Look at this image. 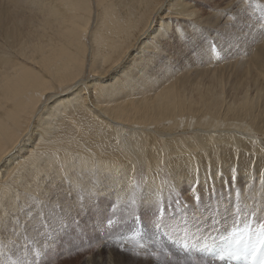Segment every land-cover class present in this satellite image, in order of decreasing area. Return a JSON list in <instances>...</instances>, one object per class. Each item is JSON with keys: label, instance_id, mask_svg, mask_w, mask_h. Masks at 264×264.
I'll use <instances>...</instances> for the list:
<instances>
[{"label": "rangeland", "instance_id": "rangeland-1", "mask_svg": "<svg viewBox=\"0 0 264 264\" xmlns=\"http://www.w3.org/2000/svg\"><path fill=\"white\" fill-rule=\"evenodd\" d=\"M34 1L35 0H0L1 57H5V50L9 49V47L13 48L17 46L18 48V45L20 43H18V40L21 38L20 41H22L26 37V35H29V31H33L29 30L33 27V25L28 24V26H26V23L28 21L33 22L34 25L38 27L43 22V4H46L49 0H43V2L41 0V4L37 3L40 7L42 6L41 9L37 6V4H35ZM117 1L119 2V0H91L92 13L94 14H92V16L94 20L93 24H90L91 32L87 35L86 39V46L89 50H94L93 46H91V44H94L92 40L94 33H104V35H106L107 37L109 35V38L112 37L111 35L114 36L112 38L118 36L115 34H111L109 32V28H106V20H104L103 22V17L105 19L104 10H106L104 8H111L113 6V8L118 10L119 13L124 14V11H121L124 10L123 4L121 2L117 4ZM167 1L166 5L161 9V12L156 18L157 20L155 19L156 22L154 21L153 23L154 31L149 33V35L146 36L142 42H149V38L157 32L161 25V22L166 23L169 21L171 22V28L166 31V33L170 37H172L174 42H172L170 46L156 44L155 47L162 50L163 53L161 54V51H159V55L153 59V64L151 67L148 66V70H140L143 65L142 64L141 66H139L138 70H134L132 76L137 77L140 74L138 77L144 75L145 77H149L150 80L154 78L155 80H152V82L154 81L153 85H163V78H167L170 81V85H175L178 82L176 84L178 85V87H180L179 85H184L187 86L188 89H191L189 87L195 85L196 82L197 84L201 85L202 80H205V82L202 83V86L204 87H207V84L208 86L210 85V87H213L211 85L216 84L217 86H214V88H217L218 91L220 89L221 91L217 92L225 96V98L223 96L222 100L218 102L221 106L224 104L221 109L223 112L220 110V113L219 111L216 112L214 110L210 115L212 118L209 125L199 124V122L201 121L200 119H203V117L206 116V112L199 113L197 111V114L193 113L194 122L189 129L185 128V131L183 132H185L186 134L182 132H177L176 134H174L176 130L178 131L176 127L175 129H171L172 131L167 130V128L166 130H164V127H168L165 124H162L161 126L159 125V127L158 125H156V127L155 125L152 126L151 130L158 132L156 136L159 146L157 148L159 150L161 149L160 153L162 154L160 155L159 160L157 159V162H159L157 167L152 165L151 170H149L146 160L140 159L139 153L137 154L136 152H132L135 150L130 147V149L128 148L130 153H128L132 155L129 157V159L127 157V153L125 155V159L124 156L121 155V153L119 155V152L116 149L117 146H119L118 144L124 143V146H128V142L123 141L124 139L126 140V138L129 137V135H126V130L122 132V139L124 137L123 140L119 142L112 138L108 142V140H106L108 138L107 131H105V129H101L99 127V123H94L93 125V122L91 124H87L86 122H84V124L81 123L82 125L77 124L79 126L73 124V126H71L70 124H67L73 127L71 128V132L70 129L67 131L68 133L66 132V130L65 132L64 130L59 131L62 132V137L66 140L65 144L67 145H65L64 143L59 145H65L66 148L68 147L70 153L75 152L73 153L74 158L72 154L64 153V155L66 154L65 156H68V159H70H66L67 157H65L64 159V155H62L63 159H61L59 163L63 160L64 161L60 164L56 162V165H54L52 171H48L56 172V175L58 177H52L50 180H47V172L45 171L38 174V177L40 176L41 178L37 177L35 179V177H32V181L28 182V188L23 190L24 196H22L21 199L20 197L19 199H16L15 203H17V206L15 204L14 205L17 208L15 209L14 206L15 212L12 211L10 213L11 215L9 214L6 219H4L3 221L0 220V222H3V224L5 225V227L0 230V248L2 247L0 249V264H11V261H19L22 262V264H218L217 262L215 263L214 261L210 260L218 257L211 256L209 250L212 246L222 244L224 241H228L229 239H231L233 233H238L236 231L231 234H224L219 239H217L218 236L229 229V226H237L238 222H231V224L228 225V221L230 220V218H233L232 220H234L246 216L248 219H258L257 212L259 213V211H257L256 205H253L255 204V202L258 204L260 203L258 207H261V209L264 208V99L262 96L253 97L254 94L250 93V95H252L251 97L253 98L252 102H250L251 105L249 108V113H245V110H243L239 112V114H228V110L231 103L235 105H232L233 108L242 109V106H239L240 103H237V101H240V98L242 97L244 91H246L245 89L252 88L251 92L253 93L255 92L257 86H261L260 82H263L264 80L262 78V73L264 72V19H262V17H264V0H248L247 2H245L246 0H216L217 3L215 0ZM54 2L56 3L55 0H50L49 4L51 6L55 5ZM16 3L18 6L16 5ZM176 4H182L183 6H185L184 10L187 12H194L195 16H193V19L196 23H199L198 21L200 20L202 25L201 28H199L198 26V30H194L192 33H190V27L187 28L188 25L184 23L185 20L177 18L179 16L175 14L177 11L173 7ZM244 4L248 5L243 6ZM34 5L37 7L34 8ZM228 5L232 6L230 7ZM257 5H259L260 7H257ZM41 10H43V13L40 12ZM102 12L104 13L103 15ZM24 13L26 15H24ZM167 15L169 18L165 20H163V18H159L166 17ZM6 16L9 18H6ZM217 16H219V22H216L219 24H217L213 20L217 19ZM225 16L229 19H232L229 20ZM3 19H5V21ZM16 21H20L19 24ZM101 22H103L104 25L103 23L101 24ZM213 22H215L216 24H214ZM177 24L181 26L184 31L186 30L185 35L187 34L190 36L189 37L186 35L185 43H189V46L192 45L191 47H186L185 45L183 46L184 42H178L179 40L175 32ZM29 25L31 26L29 27ZM203 25H205V27ZM201 30L204 31L202 32ZM15 31L16 33L14 34ZM104 31H108V33L110 34H106ZM7 33H10L11 35ZM19 34H23V36L20 35L19 37ZM140 47L141 46H139V48ZM208 51H212L211 53H214V55L205 57V53ZM150 55L152 56V53ZM6 57L9 56L6 55ZM249 58L250 60L248 61L247 59ZM237 60L239 61L237 62ZM243 60L245 61L246 65L241 66L240 62L242 61V63H244ZM220 61L222 62V64ZM86 62L87 68L84 77L88 78L89 81H93L94 79H96L93 78V61L89 57L87 58ZM94 62H96L95 65L96 67H98L99 64L95 60V58ZM210 62L211 64L208 65V63ZM232 62H235L236 64H233ZM255 62L258 63L256 64ZM228 63L233 65H229ZM247 63L250 65H248ZM130 66L136 67L134 62L129 61V63L125 66V71L127 70V68L129 69ZM207 66H209L210 68H208ZM225 66H228L227 69ZM231 66H234L233 70H231ZM235 66L237 68L238 66L241 67L242 70H238L237 68H235ZM243 66L245 68H243ZM203 67H207L206 69L212 68L213 71L211 69L212 72L210 70H205V72H203ZM219 68L224 69V72ZM250 68L252 71L250 70ZM142 72H145V74H143ZM167 72L169 73L166 74ZM180 72L183 75H181ZM208 72H211V75L209 74L210 78H208L209 76L207 77ZM243 72L245 74H243ZM205 74L207 78H204ZM186 75H189L188 78ZM125 77L126 75L120 76L119 74H114L110 75V77L108 78H105L103 81L107 82L110 79H115L113 81H117L119 79L120 81H123ZM170 77L173 78L170 79ZM192 78L193 80L190 81V79ZM182 80H184V82H181ZM198 80L200 81L199 83ZM207 80L208 82L212 81L213 84L207 83ZM188 81L190 84H188ZM251 81L253 83H251ZM220 82H222L221 85ZM235 83H237V86ZM248 85H250V87ZM160 86L156 87V89L155 87H152L151 90L150 88H145L146 90L141 88L140 90H138L133 86L134 89L132 90L134 92H128L125 97L129 99L132 96H137L135 98L132 97V100L136 99L135 101L142 99L141 97L150 98L156 93L155 91H157ZM220 86L222 88H220ZM63 99L64 96H59L58 98V100ZM107 103L108 102H105V105L109 106L110 104L108 103L109 105H107ZM63 104L62 107L69 106V103L64 102ZM62 107L60 106L58 108L60 109ZM56 121L52 123V120H49L48 122L51 123L46 126L47 129H55L56 124L58 125L59 123ZM225 121L230 124L238 123L239 125H241V127L245 125V129L240 128V131H243L239 133L238 131H234V126L223 127L222 125H224ZM132 122L134 123L135 121ZM214 124H218L216 126L217 128L215 129ZM93 126L95 128L91 129L93 128ZM132 126L134 125L132 124ZM247 126L252 127V130H254V133L252 132L250 136H244L247 131L246 129L248 128ZM74 127L76 128V130ZM107 127L108 125L105 126V128ZM188 130H190L189 133ZM78 131L80 132V134H82L81 138L84 137V135L86 137H84V139H79L80 134H78ZM138 131L139 133L143 131L142 134L145 133L144 130H137L136 132ZM69 132L71 135L69 134ZM171 132L173 133L171 134ZM124 134L127 137L124 136ZM56 135H58V133ZM78 135L79 137H77ZM151 135L155 136L153 133ZM211 135L215 137V141L211 140L212 144H210L208 138V136ZM74 139H76L78 142L80 141L79 143H81L82 149H85L87 152L89 151L86 154H82L83 156L93 157L92 160L84 159V162H88L90 160V164H93V159H99L97 157L104 159V161L108 160L110 164L113 163L111 169L119 171L118 176H120V174L122 173L125 174V172H123L125 170L130 173H128L130 175L129 180H133L129 185L133 186V188L135 187L136 189L134 188L135 190L132 191V188L129 187L126 182L125 184H123V186L119 187V189L117 188L118 186L112 187L113 185L111 186V183L107 179L108 177L104 176V174L95 176H90L87 173L84 174V172H82L81 170V167H79L81 162L80 159L82 157L79 156V152H77L79 150L81 151L82 149H75L79 148L80 146H76L78 142L73 141L74 143H71V141ZM67 140L69 143H67ZM171 141H175V143L178 144H173L174 146H171L169 145V142ZM110 144H112L114 148ZM122 147L123 146H121V148ZM93 151L95 153H93ZM113 152L115 153L113 154ZM102 154L104 157L101 156ZM121 157L123 158V161H121ZM188 157L190 158L188 159ZM132 161L137 162L135 163ZM64 163H66V165L68 164V166H65ZM77 167H79L81 171L79 169L77 170ZM64 168L67 169L65 170ZM68 169L70 172L67 171ZM196 169L201 172H197ZM184 170L187 172H185ZM66 171L68 175L65 173ZM190 175H192V177ZM13 179L14 176L12 177L10 182H12ZM61 179L63 181H61ZM79 180L82 182H80ZM157 180L159 181L157 182ZM42 183L44 185H42ZM261 185H263V187ZM255 186H257V188H255ZM250 187L255 188L254 193L261 189L263 192L258 193V195L254 196V202L249 200V202L251 201L250 203L252 204V207L245 209V202L239 201L237 204L236 200L241 197L240 194L247 198L248 196L246 195L249 193H247V191H250ZM241 191H244V193H242ZM117 192H119L118 196ZM36 193L40 196H43V199L38 195L37 197L39 200L35 199L37 198L35 195ZM33 196L35 197L32 198ZM229 198H232V201H234L233 204L229 203ZM20 200H22L23 203L26 202V204L28 203V201H30L29 204H27L29 206L26 205L27 208L22 207L21 204H19L21 205L19 206L18 202H22ZM226 205H230L231 209H235L231 212V215H234H221L222 218L219 221L215 222L209 220V217L212 215L213 216L211 217V219L219 216L220 213L215 209L223 210ZM237 207L239 208L236 209ZM238 210H244L246 212L239 213ZM13 217H15V219ZM109 219L112 221L111 224H109ZM226 219L229 220L227 221ZM261 223L262 222L258 223V225H260ZM157 225H159V227H157ZM248 235L251 236L250 233ZM8 236H11V238H14L15 240H12ZM252 237L256 238L253 235ZM213 239H215L216 241L213 242ZM211 240H213V243L209 245ZM4 241H6L5 244ZM17 244H19V246ZM221 264H226V261L222 260Z\"/></svg>", "mask_w": 264, "mask_h": 264}, {"label": "bare ground", "instance_id": "bare-ground-1", "mask_svg": "<svg viewBox=\"0 0 264 264\" xmlns=\"http://www.w3.org/2000/svg\"><path fill=\"white\" fill-rule=\"evenodd\" d=\"M40 1L41 0H35L34 2H35V4H37V3L41 4ZM55 1H56V3L54 2L55 5H52V6L49 4L50 0L46 4L45 3L43 4L44 5V7H43L44 13L42 12L43 10H41L40 12L43 13L42 15H44L43 16L44 18L42 19L43 22L40 24L39 27L35 26L33 22L28 21L26 23L27 24L26 26H28V24L33 25V27L31 29L28 28L29 30H33V31H29L28 32L29 35H26V37L22 41H20L21 38L18 40V43L20 42L18 45V48H17V46L13 47V48L9 47V49L5 50L6 51L5 54L8 55L9 57H6L5 54H4L5 57H1V53H0V57H1L0 58V212H1L0 220L1 221L6 219L12 211L15 212V209L17 208L16 207L17 203H15L16 199H19V197L21 199V197L24 196L23 190L28 188V186H29L28 182L32 181V179H31L32 177H35V179H36L38 177V174H40L43 171L47 172V176H46L47 180H50L52 177H58L56 175V172H48V171H50V170L52 171L54 165H56V162H58V164H60L61 162L64 161L63 160L59 163V161L61 159H63L62 155H64V153H66V154L70 153V150L68 149V147L67 148L65 147V145H67V144H65L66 140L62 137L63 136L62 132H59V131L64 130V132H65V130H66V132H67L70 129V132H71V128H73L71 126L81 124V123L84 124V122H86L87 124H91L93 122L92 123L93 125H94V123H99L100 124L99 127L101 129H105V131H107V137L108 138L106 137L107 138L106 140H108V142L112 138L120 142L121 140L124 139V137L122 139V136H123L122 132L126 130V132H127L126 135H129V137L126 138V140L124 139L123 141H127L128 146H126V145L124 146V143H119L118 144L119 146H117V148L115 147L117 149V151L119 152V155L121 153V155L124 156V159H125V155L127 153L128 154L127 157L129 159V157L132 155V154H129L130 152H129L128 148L130 147L133 150H135L132 152H136L137 154L139 153L140 159L146 160L148 168H149V170H151L152 165L157 167V165L159 164V162H157V159L159 160V157L162 154V153H160L161 149L159 150L157 148L159 146L157 143V136H156L158 132L151 130L152 126L155 125V127H156V125H158V127H159V125L161 126L162 124H165L168 127H164V130H166V128H167V130H171V129H175V127H176L178 129V131L177 130H176V132L174 131L175 132L174 134H176L177 132L185 133V132H183V131H185V128L189 129L191 127V125H193V122H194L193 113L197 114V111L199 113L200 112H206L207 113V114H205L206 116L203 115L204 116L203 119L199 118L201 121L199 120L200 122L199 121L198 122L200 125L201 124L202 125H206V124L209 125L211 118H212L210 115L213 113L214 110L216 112L217 111L220 112V110L222 109V106L224 105L223 104L221 106L220 103H218L220 100H222L224 95L218 93L219 91H221L220 89L218 91L217 88H214V86H217V85L216 84L211 85L213 87H210V85L208 86L207 83L213 84L212 81L208 82V80H207V83H206L207 87L202 86V83L205 82V80L204 81L202 80L201 85L197 84V82H196V84L192 85V87L188 86L189 88H191V89H188L187 86H184V85H179L180 87H178V85H176L178 82L175 85L174 84L170 85L169 84L170 81L167 78L166 79L163 78L164 79L163 85L162 84L158 85L156 83H155L156 85H153L154 81L152 82V80L154 78L150 80L149 77H145L144 75L141 77H138L140 74L137 76L138 78L132 76L134 73V70H136V69L138 70L139 66H141L142 64L143 65L140 68V70H142V71L148 70L147 69L148 66L149 67L152 66L153 59L159 55V51H161V54L163 53L162 50L155 47L156 44L163 45V46H170L171 43L174 42L172 37H170L169 35H167V42H163L164 40L161 39V34L168 31L171 28L170 27V24H171L170 21L166 22V23L161 22V25H160L159 29L157 30V32L149 38V42H142L143 39L149 35V33L154 31L153 23H154V21L156 22V20H157L156 18L158 17L159 13L161 12V9L166 5L167 0H119V2H121L123 4V8H124V10H121V9L120 10L124 11V14L119 13L118 10L113 8V6L111 8H104L106 10H104L105 14L102 12V15L104 14V16H105V19L103 17V22H104V20H106V22H107L106 28H109V32L111 34H115L118 36L115 38H112L114 36L111 35L112 37L109 38V35L107 37L106 35H104V33L103 34L94 33L93 39H92L94 44L93 45L91 44V46H93L94 50H91V49L89 50L86 46L87 35L91 32L90 24H93V20H94L93 16H92L93 13H92L91 0H55ZM96 1H98V0H96ZM247 1L248 0H246L245 2H247ZM42 2H43V0H42ZM110 2H112V1H110ZM119 2L117 4H119ZM167 2H169V1H167ZM99 3H101V2H99ZM216 3H217V1H216ZM27 4H29V3H27ZM38 4H37V6L40 7ZM231 4H233V3H231ZM254 4H256V3H254ZM14 5H15V2H14ZM16 5H17V3H16ZM245 5H248V4H244L243 6H245ZM24 6H26V5H24ZM37 6H35L34 8H36ZM53 6H55V7H53ZM115 6H117V5H115ZM228 6H230V5H228ZM22 7H23V5H22ZM41 7H40V9H41ZM173 8L177 11L175 13L177 16H179L177 18H181V19L185 20L184 23H186L188 25L187 28L190 27V30H191L190 33H192L194 30H198V26H199V28H201L202 25H201L200 20L198 21L199 23H196L195 20L193 19V16H195L194 12L185 11L184 10L185 6H183L182 4H180V5L176 4ZM238 8H239V6H238ZM23 11H25V10H23ZM222 11H223V8H222ZM197 12H198V10H197ZM36 14H38V13H36ZM215 14H217V13H215ZM229 14H230V12H229ZM4 15H5V13H4ZM24 15H26V14L24 13ZM160 16H162V15H160ZM18 17H19V14H18ZM6 18H9V17L6 16ZM159 18H163V20H165L169 17L167 15L166 17H159ZM218 18H219V16H217V19H213V20L215 22L216 21L219 22ZM226 18H225V20H226ZM227 19H229V18H227ZM230 19H232V18H230ZM3 20L5 21V19H3ZM19 22H17V23L19 24ZM103 22H101V24ZM176 22H178V21H176ZM202 22H204V21H202ZM215 22H213V23L216 24L217 22L216 23ZM226 22H227V20H226ZM38 24H36V25H38ZM217 24H219V23H217ZM31 25H29V27ZM103 25H104V23H103ZM203 26L205 27V25H203ZM224 28H225V26H224ZM260 28H261V26H260ZM175 30H176L175 32L177 34V38L179 40L178 42H184L183 46L185 45L186 47H188L189 43H187V42L185 43L186 35H187V34L185 35L186 30L184 31L181 28V26H179L178 24L176 25ZM204 30H201V31L203 32ZM34 31H35V33H34ZM15 33H16V31L14 32V34ZM105 33L107 34L108 31ZM110 33H108V34H110ZM7 34L11 35L10 33H7ZM20 35L23 36V34H19V37H20ZM187 36H189V35H187ZM188 40H189V38H188ZM194 43H196V42H194ZM139 46H141V47L139 48ZM191 46L192 45H190L189 47H191ZM213 46H215V45H213ZM215 47H217V46H215ZM136 50H137V52H136ZM134 52H135V54H134ZM211 52L212 51L206 52L205 57L214 55V53H211ZM151 53H152V56L150 55ZM89 57L93 61V65H92L93 78H96L94 80L92 79L93 81H89L88 78L84 77L85 71L87 68L86 60ZM94 58L99 64L98 67H96V65H95L96 62H94ZM250 58L247 60L249 61ZM244 60H246V59H244ZM129 61L134 62L136 67L130 66L129 69L126 67L127 70L125 71V66H126V64L129 63ZM238 61L239 60H237V62ZM235 62L234 63L232 62V63L236 64L237 62L236 63ZM240 63H241V66L246 65L245 61H244V63H242V61ZM210 64H211V62L208 63V65H210ZM221 64H222V62H221ZM221 64H219V65H221ZM233 64H229V65H233ZM248 65H250V64H248ZM236 66H235V68H237ZM204 67H203V72H205V70L211 71V69H212V68L206 69L207 67L210 68L209 66H207L206 68H204ZM227 67H226V69H227ZM230 68H232L231 70H233L234 66L233 67L231 66ZM243 68H245V67L243 66ZM219 69L223 70V72H224V69H221V68H219ZM237 69L240 70L241 67L238 66ZM129 70H131V71H129ZM250 70H251V68H250ZM151 71H153V70H151ZM212 71H213V69H212ZM253 71H255V70H253ZM211 72H208V75H207V77L209 76L208 78H210ZM244 72H243V74H245ZM148 73H150V72H148ZM168 73L169 72H167L166 74H168ZM177 73H178V69H177ZM247 73H246V75H247ZM114 74L115 75L119 74L120 76L126 75V77L123 81H120V79L117 81H113L115 79H112V80L110 79L109 80L110 82L109 81H107V82L103 81L105 78H108V77H110V75H114ZM143 74H145V72ZM153 74H154V72H153ZM176 75H174V76H176ZM181 75H183V74L181 73ZM188 76H187V78H188ZM215 76H218V75H215ZM243 76H245V75H243ZM262 76H263L262 78L264 79V72L262 73ZM207 77L205 74L204 78H207ZM257 77H259V76H257ZM172 78L170 77V79H172ZM182 79H183V77H182ZM213 79H211V80H213ZM184 80H182L181 82H184ZM191 80H193V78L190 79V81ZM181 82H180V84H181ZM199 82L200 81L198 80V83ZM214 83H215V80H214ZM221 83L222 82H220V85H221ZM224 83H226V82H224ZM224 83H223V85H224ZM238 83H240V82H238ZM251 83H253V82L251 81ZM260 83H261V86H257L255 89V92H253V93L251 92L252 88L245 89L246 91H244L242 97L240 98V101L239 102L237 101V103H240L239 106H242V109L233 108L232 105H234V104L231 103L229 110H228L229 111L228 114L229 113L230 114H235V113L239 114V112H241L243 110H245L244 111L245 113H249V111H250L249 108L251 105L250 102H252L253 97L262 96L264 99V80H263V82H260ZM188 84H190L189 81H188ZM235 84L237 86V83H235ZM244 84H245V82H244ZM250 85H248V86L250 87ZM133 86L136 87L138 90H140L141 88H143V89H145V88L149 89L150 88V90H151L152 87H155V89H156V87H158V86H160V88L157 91H155L156 93L152 97H150V98L141 97V95H142L141 94L140 97L142 99L135 101L136 99L132 100L133 96L130 97L129 99L127 97H125V95L128 92L130 93L131 91H133L132 90V89H134ZM220 88H222V87L220 86ZM224 88H223V90H224ZM223 92H225V91H223ZM223 92H221V93H223ZM250 93L254 94L253 97H251L252 95H250ZM226 95H227V93H226ZM59 96H62V97L64 96V99L58 100ZM135 97H137V96H135ZM135 97H133V98H135ZM239 97H240V95H239ZM224 98H225V96H224ZM228 99H229V97H228ZM53 100H58V102L56 104H53V106L51 108H49V104ZM64 102L69 103V106L62 107V104ZM105 102H108L110 105L108 103H107V105H109L110 107L106 106ZM110 102H112V103H110ZM226 102H224V103H226ZM102 103H104V104H102ZM228 105H229V103H228ZM60 106L62 108L59 109L58 107H60ZM197 109H199V110H197ZM45 112H47L48 114L44 115ZM214 114H215V112H214ZM227 116H229V115H227ZM41 117H43V120H40ZM49 120L50 121L52 120V123L56 120H57L56 122H59L58 125L56 124L57 127L55 126V129H52V128L47 129L46 126L51 123V122L50 123L48 122ZM75 120L77 121V123ZM61 121H64V122H61ZM73 121H74V123H73ZM132 121H135V122L133 123ZM38 122H39V126H38ZM225 122H224V125H222L223 127L224 126H227V127L228 126L229 127L234 126V128H233L234 131H238L239 133L243 131V130L240 131V128L245 129V125H243L241 127V125H239L238 123L230 124L227 121H225ZM67 124H70L71 126L67 125ZM132 124L134 126H132ZM106 125H108L107 128H105ZM217 125L214 124V129L217 128L216 127ZM77 126H79V125H77ZM248 126H250V125H248ZM94 128L95 127L93 126V128H91V129H94ZM88 129H90V128H88ZM154 129H156V128H154ZM181 129H182V131H181ZM252 129H253L252 127H248L246 129L247 131H246V134L244 136H247V135L250 136V134H252V132L254 133V130H252ZM75 130H76V128H75ZM137 130H144L145 133L142 134L143 131L141 133H139V131L136 132ZM37 131L41 132V135L38 137L36 135ZM105 131H103V132H105ZM189 131L190 130H188V133H189ZM70 132H69V134H70ZM57 133H58V135H56ZM148 133L149 134L153 133L155 136H152L151 134L149 135ZM172 133L173 132H171V134ZM205 133H206V131H205ZM78 134H80V132ZM146 134H147V136L148 135L149 136L147 137ZM75 135H76V133H75ZM81 135L82 134H80V137H79V135L77 137H79V139H82V138L84 139V137H86L84 135V137L81 138ZM126 135L124 134V136H126ZM75 138H76V136H75ZM208 138H209L210 144H212L211 140L213 141L215 137L211 135V136H208ZM251 138H252V136H251ZM73 141L78 142L76 139H74L71 141V143ZM79 142L77 144L76 143L75 144L77 147H79V146L80 147L75 148V149H82L81 143H79ZM206 142H207V140H206ZM63 143L65 144V145H63L64 147L59 145V144H63ZM67 143H69L68 140H67ZM169 143H170L169 145H171V146L178 144V143H175V141H171ZM110 145H112V144H110ZM121 146H123V147L121 148ZM177 147H178V145H177ZM182 147H183V144H182ZM113 148H114V146H113ZM77 152H79L78 155L82 157V158L80 157L81 162L79 161L80 166L79 165L78 166L81 167V170H82V172H84V174L87 173L90 176L91 175L95 176V175L104 174V176L108 177L107 179L111 183V186L112 185H113L112 187L118 186L117 187L118 189H119V187L123 186V184H125V182L127 183V185H129L130 182L133 180V179L131 181L129 180V177H130L129 174L130 173L127 170L123 171V172H125V174L122 173V174H120V176H118L119 171H115L114 169H111L113 163L110 164L108 162V160L104 161V159L97 157L99 159L98 160L93 159L92 162H94V163L90 164L89 161L92 160L93 157H88V156L86 157V156L82 155V154L88 153L89 151L87 152L85 149H82L81 151L79 150ZM73 153H75V152H73ZM73 153H70V154L73 155ZM93 153H95V152L93 151ZM114 153L115 152H113V154ZM184 154H185V152H184ZM65 155H64V159H65V157H67L66 159H68V156H65ZM76 155H77V153H76ZM78 155H77V157H78ZM101 156L104 157L103 154ZM69 157H70V155H69ZM73 158H74V155H73ZM189 158L190 157H188V159ZM84 159H90V160L88 162L85 160L86 162H84L83 161ZM65 161H67V160H65ZM121 161H123V158ZM68 162H70V161H68ZM72 162H73V160H72ZM132 162L136 163L137 161H132ZM64 164H65V166H68V164L67 165H66V163H64ZM76 164H78V163H76ZM133 165H131V166H133ZM183 165H184V163H183ZM189 165H190V163H189ZM75 166H77V165H75ZM60 167H61V165H60ZM79 167H77L76 169L80 170ZM56 168H57V166H56ZM63 171H62V173H63ZM67 171H69V169ZM67 171L65 173L68 175ZM196 171H197V169H196ZM205 171H206V169H205ZM185 172H187V171H185ZM62 173H60V174H62ZM75 174H74V176H75ZM135 174H137V173H135ZM44 175H46V174H44ZM13 176H14V179L12 182H10V180L12 179ZM190 176L192 177V175H190ZM60 177H62V176H60ZM38 178H41V177L39 176ZM197 179H198V177H197ZM61 181H63V180L61 179ZM158 181L159 180H157V182ZM71 182H72V178H71ZM80 182H82V181H80ZM32 184H33V182H32ZM260 184H262V183H260ZM42 185H44V184L42 183ZM261 186L263 187V185H261ZM129 187L132 188V191L136 189L135 187H134L135 188L134 189L133 186H131V185H129ZM37 188H39V187H37ZM72 188H74V187H72ZM193 188H194V186H193ZM255 188H257V186H255ZM255 188H252V187L249 188L250 191L249 190L247 191V193L248 192L249 193L248 194L246 193L247 194L246 196H248L247 198H245V196L240 194L241 197L238 200H236L237 204L239 201H243V202H245V209L251 208L252 204L250 202L251 201L254 202V196H256V195H258V193H262L264 191V190L262 191V189H261V190L257 191L256 192L257 194H256V193H254ZM75 191H76V189H75ZM118 191H121V190H118ZM30 193H32V192H30ZM37 193L35 194L36 197H37V195L41 198L43 197ZM118 193L119 192H117V196H118ZM242 193H244V191ZM44 195H46V194H44ZM34 197L35 196H33L32 198H34ZM25 199H27V198H25ZM35 199H38V197ZM249 200H251V201L249 202ZM20 201H22V200H20ZM228 201H230L229 202L230 204H233V202H234V201H232V198H229ZM29 202L30 201H28L27 204H29ZM121 202H123V201H121ZM42 203H44V202H42ZM19 204H21L22 207H26V208H27V206H29L26 204V202L23 203V201L21 203L18 202V205ZM259 204L255 202V204L253 205V206L256 205V209H257V211H259V213L257 212L258 219H248L246 216L239 218V219H234V220H232L233 218L232 219L230 218V220L226 219L227 221L229 220L228 225H230L231 222H238V224H237V226H229L228 227L229 229L224 231L220 236L217 237V239H219L224 234H229V233L231 234V233L236 232V231L238 233H233L232 238L229 239L228 241H224L222 244L212 246L209 250L211 256L219 257L222 253H226V251H224V248L227 250V246L229 245L230 242L232 245H235L239 240H247L249 237V235H248L249 233L251 235V237H250L251 240L254 241L252 243L256 242L258 231H259L261 225L264 224V218H263L264 217V208L261 209V207H258ZM21 205H19V206H21ZM14 206H15V209H14ZM58 208H60V207H58ZM238 208L239 207H237L236 209H238ZM63 209H64V207H63ZM215 210L217 212H219L220 214L216 218H212V219H211V217L213 215L210 216L209 220H211L212 222L219 221L222 218L221 215L230 216L231 212L234 211L235 209H231L230 205H226L223 210H219V209H215ZM240 212H246V211L241 210V211H239V213ZM232 215H234V214H232ZM13 218L15 219V217H13ZM16 218H18V217H16ZM260 218H263V219H260ZM257 222L258 223L262 222V223L260 225H258ZM21 224H22V222H21ZM252 235L255 236L256 238H253ZM8 237L11 238V236H8ZM11 239H9V240H11ZM215 239H213L214 241L211 240L209 245H211L213 242H215L217 240V239L216 240ZM5 240H6V238H5ZM17 241H16V243H17ZM1 242H3V241H1ZM5 242L6 241H4V244H5ZM8 243H10V242H8ZM16 243H14V244H16ZM17 245L19 246V244H17ZM6 251H7V249H6ZM7 254H8V252H7ZM3 255H4V253H3ZM251 259H253V258L250 257V262H251ZM7 260H9V259H7ZM210 260L214 261L215 263L217 262L218 264L222 263V260H220L218 258H213Z\"/></svg>", "mask_w": 264, "mask_h": 264}, {"label": "snow or ice", "instance_id": "snow-or-ice-1", "mask_svg": "<svg viewBox=\"0 0 264 264\" xmlns=\"http://www.w3.org/2000/svg\"><path fill=\"white\" fill-rule=\"evenodd\" d=\"M257 7H260L257 5ZM264 19V17H262ZM176 31V30H175ZM167 33L164 32L161 34V39L164 40V42H167ZM58 100H53L51 104H49V108L52 107L53 104H56ZM48 113L45 112L44 115H47ZM40 120H43V117L40 118ZM39 126V122H38ZM35 130V129H34ZM37 137L41 135V132L37 131L36 133ZM235 171V170H234ZM198 172V170H197ZM112 221L109 219V224H111ZM5 227L3 222H0V230H2ZM159 227V225H157ZM260 252L261 255L257 256V253ZM251 256L253 260H259V264H264V224L261 225L258 234H257V240L255 243H250L245 245L243 252H227L226 254H221L218 259L225 260L228 258H235L237 260H243L244 264H247L248 257ZM11 264H22V262L19 261H11Z\"/></svg>", "mask_w": 264, "mask_h": 264}, {"label": "water", "instance_id": "water-1", "mask_svg": "<svg viewBox=\"0 0 264 264\" xmlns=\"http://www.w3.org/2000/svg\"><path fill=\"white\" fill-rule=\"evenodd\" d=\"M231 248V246H229V249ZM231 252H233L231 249H230Z\"/></svg>", "mask_w": 264, "mask_h": 264}]
</instances>
